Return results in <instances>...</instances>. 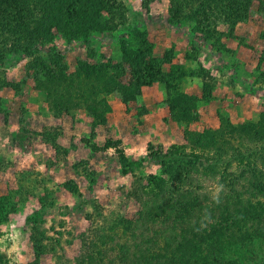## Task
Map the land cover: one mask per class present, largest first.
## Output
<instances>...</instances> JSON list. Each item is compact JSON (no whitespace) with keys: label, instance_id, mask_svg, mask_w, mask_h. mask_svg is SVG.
Returning <instances> with one entry per match:
<instances>
[{"label":"rangeland","instance_id":"obj_1","mask_svg":"<svg viewBox=\"0 0 264 264\" xmlns=\"http://www.w3.org/2000/svg\"><path fill=\"white\" fill-rule=\"evenodd\" d=\"M121 1L122 19L109 23L108 14L93 7L82 29L71 34L64 31V19L58 28L32 24L41 29L37 53H10L0 64V79L16 85L0 88L1 264H34L33 223L45 239L37 264H75L80 235L91 229L87 213L135 217L139 206L127 197L132 176L160 175L159 166L140 160L148 144L167 150L186 144L188 132L219 128L222 118L235 126L264 113V0L253 1L248 17L234 27L219 21L208 35L193 14L202 10L198 2L185 8V0H148L146 11L142 0ZM33 2L46 5L54 16L66 15L63 0ZM141 37L161 75L136 89L131 64L138 60ZM49 57L61 59L64 75L81 68L112 75L124 71L111 89L91 97L101 102L96 121L87 109L91 101L83 97L84 85L75 88L84 102L78 100L67 114H53L41 90L43 73L36 81V71L27 69L30 62L49 65ZM167 77L193 99L192 121H177L169 110ZM93 122L99 125L92 127ZM45 128L58 129L64 154L56 156L41 139ZM69 181L82 198L65 186ZM214 185L208 184L216 192ZM234 253L242 264H264V240Z\"/></svg>","mask_w":264,"mask_h":264},{"label":"trees","instance_id":"obj_2","mask_svg":"<svg viewBox=\"0 0 264 264\" xmlns=\"http://www.w3.org/2000/svg\"><path fill=\"white\" fill-rule=\"evenodd\" d=\"M253 1L185 0V8L198 2L202 10L193 14L200 31L208 35L214 32L210 27H216L219 21L234 27L246 19ZM35 2L0 0V64L10 53L29 57L37 53L35 42L41 29L34 26L35 23L44 28H58V22L64 19L67 21L64 31L71 34L74 29H82L83 20L93 7L107 13L109 23L115 18L122 19L124 12L121 0H63L66 15L62 18L54 16L46 5ZM148 3V0L141 2L146 11ZM43 14L47 16L41 19L39 16ZM140 39L136 50L138 60L131 64L132 86L136 89L151 84L161 75L160 66L150 58L151 47L142 37ZM48 61L49 65L30 62L27 69L36 71V81L40 80L39 71L43 73L46 80L42 81L41 90L47 93L55 116L70 112L78 100L84 102L75 90L84 85L83 97L91 101L87 109L96 121V110L101 102L91 97L107 92L124 73L121 70L112 75L102 68L96 72L81 68L77 74L64 75L59 70L61 59L49 57ZM163 82L174 118L192 121L193 99L182 94L171 78ZM3 87L15 88L16 85L0 79V88ZM96 125L99 123H92V127ZM59 136L57 128H45L40 133L56 156L64 154L57 142ZM146 152L140 160L155 163L160 167V175H149L146 179L132 176L127 197L139 206L135 217L111 215L108 218L102 212L87 213L84 219L91 229L80 235L81 249L75 264H242L232 257L235 250L264 240V113L255 122L235 126L222 118L215 130L188 132L186 144L172 145L167 150L148 144ZM210 182L215 183L216 188L222 186L219 203L214 201L216 192L208 186ZM65 186L77 198H82L73 182ZM206 215L210 216L211 223L204 219ZM202 221L206 227L201 228ZM30 238L35 252L34 264H37L45 251V239L36 223L31 225Z\"/></svg>","mask_w":264,"mask_h":264},{"label":"clouds","instance_id":"obj_3","mask_svg":"<svg viewBox=\"0 0 264 264\" xmlns=\"http://www.w3.org/2000/svg\"><path fill=\"white\" fill-rule=\"evenodd\" d=\"M221 190H222V186H218V187L216 188V193H215V195H214V201H215L216 203H219L218 194H219V192H220ZM204 219H205L208 223H211L210 216L206 215ZM206 226H207V224L204 223V222L202 221V222H201V228L206 227Z\"/></svg>","mask_w":264,"mask_h":264}]
</instances>
